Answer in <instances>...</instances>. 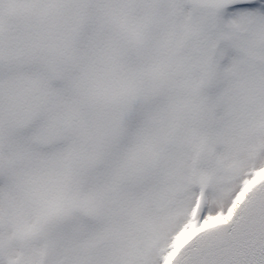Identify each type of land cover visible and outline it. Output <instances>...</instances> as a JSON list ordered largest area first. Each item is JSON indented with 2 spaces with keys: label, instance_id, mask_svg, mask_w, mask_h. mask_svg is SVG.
<instances>
[{
  "label": "snow or ice",
  "instance_id": "6c2138e0",
  "mask_svg": "<svg viewBox=\"0 0 264 264\" xmlns=\"http://www.w3.org/2000/svg\"><path fill=\"white\" fill-rule=\"evenodd\" d=\"M0 264H264V0H0Z\"/></svg>",
  "mask_w": 264,
  "mask_h": 264
}]
</instances>
